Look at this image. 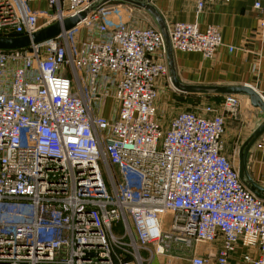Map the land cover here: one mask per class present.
<instances>
[{
    "label": "built area",
    "instance_id": "built-area-1",
    "mask_svg": "<svg viewBox=\"0 0 264 264\" xmlns=\"http://www.w3.org/2000/svg\"><path fill=\"white\" fill-rule=\"evenodd\" d=\"M96 1L0 0V38L31 37ZM196 1L198 11L229 2ZM254 7L264 11V0ZM104 12L0 50V264H144L143 253L194 243L216 249L190 264H264V201L225 154V114L239 97H224L223 114L207 103L179 112L164 130L161 32L110 27ZM169 37L173 50L205 59L224 46L216 26L175 23ZM255 150L264 152V134Z\"/></svg>",
    "mask_w": 264,
    "mask_h": 264
},
{
    "label": "crops",
    "instance_id": "crops-1",
    "mask_svg": "<svg viewBox=\"0 0 264 264\" xmlns=\"http://www.w3.org/2000/svg\"><path fill=\"white\" fill-rule=\"evenodd\" d=\"M143 1L158 12L168 32L175 23L196 24L201 31H205L209 26H216L220 29L224 46L219 49L213 59H205L199 53L173 50L176 74L181 84L204 87L250 86L258 93L264 94V28L261 27V23L264 22V11L255 9L254 5L258 0H229L228 3H207L200 11L197 9L196 0ZM30 7L31 10L37 12L47 11L48 9L46 2H34ZM137 9L145 12L149 19L148 24L142 27H150L160 31L151 14L143 9ZM129 25L139 26L136 22ZM228 47L235 48V51L230 52ZM169 85L171 87L169 90H172L170 92L167 90ZM159 88L160 93L156 106L159 107L160 116L166 115L163 116L164 130L168 129L171 120L175 117V113L166 114L163 112L165 110L164 101H167L168 96H171V94L188 99H198L199 101L205 98L224 100V97L188 95L178 92L172 86L170 76L169 80H164L159 84ZM237 97H239L244 109L247 106L255 112L253 121L250 122L248 127L249 130H243V132H247V140L263 121V114L258 108L252 106L248 97ZM203 103L206 102H200L197 106ZM226 156L232 158L228 154ZM248 170L251 178L264 187V152L255 150V144L248 157ZM195 248L180 253L182 257L180 261L158 258L153 260L152 264H189L194 254L207 257L209 253L213 255L216 249V247ZM174 249L175 254L179 255L177 253L180 249L177 247Z\"/></svg>",
    "mask_w": 264,
    "mask_h": 264
},
{
    "label": "water",
    "instance_id": "water-1",
    "mask_svg": "<svg viewBox=\"0 0 264 264\" xmlns=\"http://www.w3.org/2000/svg\"><path fill=\"white\" fill-rule=\"evenodd\" d=\"M118 3L135 8H140L147 11L157 22L166 50L167 64L169 69V76L172 86L183 94L201 95V96H246L250 99L253 107L258 108L263 114V121L253 132V134L244 142L239 151V177L241 182L248 188L258 199L264 201V187L255 182L248 170V157L253 145L264 134V101L256 90L250 86L243 87H204V86H186L178 80L176 69L174 65L173 49L170 42L169 32L165 23L158 12L148 3L143 0H97L89 8L79 15L66 20L62 24H56L45 30H42L31 37L21 38H0L1 51L22 50L31 47L32 45L40 44L59 36L63 31L69 32L73 30L81 20L86 19L89 15L102 9L108 4Z\"/></svg>",
    "mask_w": 264,
    "mask_h": 264
},
{
    "label": "rangeland",
    "instance_id": "rangeland-1",
    "mask_svg": "<svg viewBox=\"0 0 264 264\" xmlns=\"http://www.w3.org/2000/svg\"><path fill=\"white\" fill-rule=\"evenodd\" d=\"M120 4L112 3L108 4L105 7V12L103 13V17H100L101 19L107 23L110 27L119 26L122 24H130L132 22H136L139 26L147 25L149 22L148 16H146V13L143 11H139L137 8L132 6H119ZM121 7V8H120ZM102 22V21H101ZM86 34V33H85ZM84 35V32L82 30L73 32L70 37L74 41L77 39H80ZM169 92L172 90H168ZM168 95V93H166ZM165 95V96H167ZM168 100L164 101L165 110H163L166 114H173L176 116L179 112H191L196 109H194L200 102H206L210 105L214 106L218 114H223V102L221 99H208L205 98L202 101H199L198 99H188L183 97L174 96L171 94V96H168ZM159 99V98H158ZM199 101V102H198ZM198 107V106H197ZM107 108V115H111V109H112V101L109 100V102L106 105ZM158 111L159 107H157ZM177 113V114H176ZM254 111L250 110L247 106H245V109L242 107V104H240V107L231 114H225L226 119V132L224 136L225 141V153L230 155L232 158V162L234 163V166L237 167L239 165V148L242 147L244 142L246 141V133L243 132V130L247 129L249 130L250 122L253 121V115ZM258 113V112H257ZM160 116V114H159ZM163 116H166L165 114ZM163 116H160V120L163 122ZM247 127V128H246ZM195 247L201 248L193 244V247L191 248H185L182 249L179 247L180 251H178L179 255L175 254V247H172V249L165 253L164 255H157L155 252H146L143 253V258L147 261L144 262V264H152L153 260H157L158 258H161L163 260H177L180 261V253L183 251H190L193 250ZM195 248V249H197ZM197 254H194V256ZM192 259V258H191ZM190 259V261H191ZM190 264V263H189Z\"/></svg>",
    "mask_w": 264,
    "mask_h": 264
}]
</instances>
